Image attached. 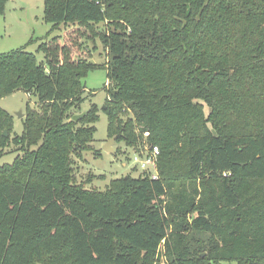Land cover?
<instances>
[{"label": "trees", "instance_id": "16d2710c", "mask_svg": "<svg viewBox=\"0 0 264 264\" xmlns=\"http://www.w3.org/2000/svg\"><path fill=\"white\" fill-rule=\"evenodd\" d=\"M43 17V61L0 54V100L37 103L20 135L0 107V162L17 156L0 164V264H264V0H44ZM99 69L107 136H146L159 179L77 182L76 157L100 155L98 106L73 119Z\"/></svg>", "mask_w": 264, "mask_h": 264}, {"label": "rangeland", "instance_id": "374dc122", "mask_svg": "<svg viewBox=\"0 0 264 264\" xmlns=\"http://www.w3.org/2000/svg\"><path fill=\"white\" fill-rule=\"evenodd\" d=\"M44 0H10L4 14H0V54L26 47V51L36 54L40 61L44 60V54L37 51L39 45L47 39V33L51 25L44 21ZM101 31L103 25H96ZM64 27L52 32V37L63 35ZM86 47L93 50L91 62L97 65H105L108 61V53L103 49L99 40L87 41ZM87 85V100L81 107L82 112L89 111L93 104L99 108V122L96 124L95 141L93 148L100 153L85 152L83 157L75 159L76 180L88 189L104 191L109 182L116 178L132 175H141L133 163L134 151H140L146 143V136L138 144V147L127 146L125 143H118L117 140L111 144L114 152L104 150L110 140L107 136L108 118L103 111L106 107V100L109 98L107 69H99L89 73L85 80ZM30 103L32 108L37 106L36 99L27 93L19 91L11 96L0 100V107L8 111L15 121V133L20 135L23 131V119ZM206 113L209 110L206 108ZM15 146L12 144L6 149V154L0 164H11L16 156Z\"/></svg>", "mask_w": 264, "mask_h": 264}, {"label": "built area", "instance_id": "2783aa9c", "mask_svg": "<svg viewBox=\"0 0 264 264\" xmlns=\"http://www.w3.org/2000/svg\"><path fill=\"white\" fill-rule=\"evenodd\" d=\"M160 151L156 146L145 144L140 151H134L133 163L140 170L141 175H148L151 179H159V160Z\"/></svg>", "mask_w": 264, "mask_h": 264}, {"label": "water", "instance_id": "95a60500", "mask_svg": "<svg viewBox=\"0 0 264 264\" xmlns=\"http://www.w3.org/2000/svg\"><path fill=\"white\" fill-rule=\"evenodd\" d=\"M105 108H106V107H105ZM86 113H87V112H83L82 114H77V115H75V116L73 117V119H74L75 121H79V120H81L83 117H85ZM4 135H5V136H8V132H7V130L4 131ZM115 141H116V138H110V140H109V141L107 142V144L105 145L104 150H105L106 152L113 153L114 150H113V148L111 147V144L114 143Z\"/></svg>", "mask_w": 264, "mask_h": 264}]
</instances>
